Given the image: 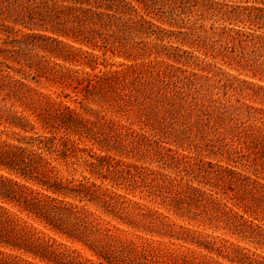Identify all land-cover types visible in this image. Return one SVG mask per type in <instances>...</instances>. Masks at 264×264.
I'll return each instance as SVG.
<instances>
[{
    "label": "rangeland",
    "instance_id": "rangeland-1",
    "mask_svg": "<svg viewBox=\"0 0 264 264\" xmlns=\"http://www.w3.org/2000/svg\"><path fill=\"white\" fill-rule=\"evenodd\" d=\"M128 1L155 26L173 31L167 32L170 38L165 41L156 36L133 40L152 49L145 58L72 40L67 42L76 54L81 55V49L97 57L94 68L90 60L86 65L79 57L74 62L52 58L39 42L23 57L11 50L18 51L14 42L28 30L13 23H7L12 30L0 28V109L25 117L32 128L24 132L0 119V141L17 145L24 137L38 136L68 141V147L75 149L73 157L57 159L51 167L63 182L80 187L88 197L83 202L64 197L65 203L85 207L98 227L110 230L121 242L147 245L153 260L249 264L238 256L241 253L264 261V200L251 194L250 185L221 184L219 178L222 173L230 180L232 170L248 177L250 184L264 186V151L256 156L252 149L263 146L264 74L257 68H264V56L254 54L251 46L245 56L230 50L239 46L237 32L264 37V23L248 16L256 17L254 9L261 5L254 0H189L185 6L170 2L156 6V10L164 7L165 18H160L148 14L144 3ZM170 7L178 9L176 14L182 12L174 25L166 18ZM2 50L18 59L5 60ZM134 66L169 76L154 91L143 81L155 79L152 73L133 88L103 85L98 90L87 81L89 76ZM44 110L51 121L48 126L38 116ZM67 111L73 113V120L57 125L54 116ZM100 158L112 160L109 170L117 168L122 176L91 174L88 163ZM0 174L16 178L4 171ZM27 185L52 195L35 183ZM110 199L114 213L106 206ZM214 204L221 213L217 217L206 214ZM225 215L232 221L224 222ZM20 217L62 244V250L78 252L84 264H117L25 214ZM239 221L258 235L237 232Z\"/></svg>",
    "mask_w": 264,
    "mask_h": 264
},
{
    "label": "trees",
    "instance_id": "trees-1",
    "mask_svg": "<svg viewBox=\"0 0 264 264\" xmlns=\"http://www.w3.org/2000/svg\"><path fill=\"white\" fill-rule=\"evenodd\" d=\"M136 1L145 4L149 10L148 14L156 13L160 18H165L163 9L170 2L172 5L180 3L184 4L183 6L189 2V0ZM254 1L261 6L254 9L257 12L256 17L248 16L250 19H254L255 23H264V0ZM158 4H164V7L156 10ZM235 10H237L236 7ZM137 11L138 8L128 0H0V18L2 17L0 28H5L6 31H8L7 29L12 30L13 28L9 27L7 23H13L28 30V34L15 40L14 47H17L18 51L11 50L12 53H22L23 57H26V50L39 42L44 43L41 48L45 49L52 58L74 62L78 61L79 57V59H83L86 65L90 60L94 68L93 64L97 63V57H89L90 55L81 49L82 53L79 52L81 55L76 54L74 52L75 47L69 45L67 40H72L81 45L98 47L105 51L106 49L117 51L127 54L129 57L132 53H136L137 56L135 57L145 58L146 53L150 55L152 49L142 42H134L133 40L156 36L157 40L165 41L167 37L170 38L167 36V32L173 34L172 30L161 27L159 29L152 21L143 15H139ZM177 11L178 9L171 8L170 16H166L167 19L171 20L170 25H174L175 17L182 14V12L176 14ZM135 13L140 18H137ZM175 25L181 28L178 22ZM236 34L240 42L239 46L233 45L230 50H240L245 56L248 52L247 47L251 46L254 54L258 52L261 58L264 56L262 53L264 37L252 33L240 34L237 32ZM6 52H10V50ZM1 53L5 55L4 50ZM83 54L85 55L82 58ZM13 57L18 59L14 55L10 57L5 55V60ZM257 69L261 74H264V68L258 67ZM147 73L154 74L156 78L147 82L143 79ZM168 76L165 73L156 74L151 69L134 66L103 73L101 76L92 77V79L89 76L87 81L100 90L103 85L110 89H120L128 84V86L132 85L130 88H133L143 79L154 91L158 89L160 83H164V79ZM45 112L46 110L39 113L38 116L41 122L48 126L51 121L46 119ZM72 118L73 113L71 111H67V114L60 113L54 116L57 125L66 124L68 121H72ZM0 119L13 128L24 132L32 130L29 128L30 123L25 117L9 114L2 109H0ZM84 126L86 125L84 124ZM52 127L54 128V126ZM58 127L56 130H59ZM19 142L20 144L15 145L0 141V171L16 177L11 178L0 174V264H38L36 261L44 264H84L80 261L78 252L62 250V244L57 243L54 238L42 235L37 228L20 217V213L43 223L74 242L82 243L99 258L113 263L177 264L174 259L164 262L157 259L153 260L155 257L153 250L147 245L133 241L121 242L117 236L111 234L110 230H102L98 227L95 220L91 218L92 214L87 212L85 207H79L74 203H65L64 197L76 198L79 202L85 201L88 197L80 187H73L63 182L62 178L54 174L55 167H51L57 159L73 157L75 149L68 147V141L56 136H38L36 138L24 137ZM262 144L261 148L252 146L256 156L264 151V135L262 136ZM34 147L42 150V152H34ZM111 165L112 160L109 158H100L88 163L87 166L93 175L119 174L117 178H120L122 172L117 168L114 172L110 171ZM228 172L231 173L232 178L229 180L221 173L219 175L221 184L227 181L229 183L239 182L242 188L250 185L253 188L251 194L254 196L261 195L262 200H264V186H259L257 183L250 184V179L243 177L241 173H235L232 170ZM20 179L25 182H20ZM28 182L41 186L52 195L37 192L27 185ZM103 196L107 195L104 194ZM111 200H108L106 206L109 211L114 213ZM5 205L18 209L19 213L11 211ZM215 207L214 204L210 209L206 208V214L211 217L220 215L221 213ZM225 218L224 222L232 221L228 215H225ZM235 229L247 236L258 235L252 226L242 221H239L238 225L235 224ZM238 254L241 259L248 261L249 264H264V261L256 260L241 253ZM185 262L188 264V261Z\"/></svg>",
    "mask_w": 264,
    "mask_h": 264
}]
</instances>
